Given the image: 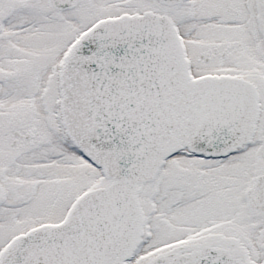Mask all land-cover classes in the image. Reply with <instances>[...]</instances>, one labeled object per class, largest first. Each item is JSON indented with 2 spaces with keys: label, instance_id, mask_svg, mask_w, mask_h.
<instances>
[{
  "label": "snow or ice",
  "instance_id": "1",
  "mask_svg": "<svg viewBox=\"0 0 264 264\" xmlns=\"http://www.w3.org/2000/svg\"><path fill=\"white\" fill-rule=\"evenodd\" d=\"M0 264H264V0H0Z\"/></svg>",
  "mask_w": 264,
  "mask_h": 264
}]
</instances>
